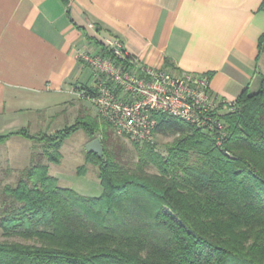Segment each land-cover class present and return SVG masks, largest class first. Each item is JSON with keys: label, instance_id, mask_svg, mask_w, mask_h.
I'll use <instances>...</instances> for the list:
<instances>
[{"label": "trees", "instance_id": "16d2710c", "mask_svg": "<svg viewBox=\"0 0 264 264\" xmlns=\"http://www.w3.org/2000/svg\"><path fill=\"white\" fill-rule=\"evenodd\" d=\"M233 102L214 114L224 134L153 112L155 134L174 139L167 154L157 142H133L134 167L110 157L112 127L88 112L54 133L17 131L43 151L34 150L15 184L0 179V227L32 241H0V264H264V73ZM79 129L101 134L103 155L87 153L98 166L99 196L61 186L49 173Z\"/></svg>", "mask_w": 264, "mask_h": 264}, {"label": "crops", "instance_id": "0c3cea01", "mask_svg": "<svg viewBox=\"0 0 264 264\" xmlns=\"http://www.w3.org/2000/svg\"><path fill=\"white\" fill-rule=\"evenodd\" d=\"M262 3L0 0V136L11 134L0 146L20 145L10 156L18 154L26 167L34 140L17 131L37 133L41 124L50 127L73 114L74 107L79 116L80 107L92 101L83 91L95 82L79 52L99 49L108 35L121 38L131 57L150 66L211 73L213 91L236 100L264 73Z\"/></svg>", "mask_w": 264, "mask_h": 264}, {"label": "built area", "instance_id": "2783aa9c", "mask_svg": "<svg viewBox=\"0 0 264 264\" xmlns=\"http://www.w3.org/2000/svg\"><path fill=\"white\" fill-rule=\"evenodd\" d=\"M103 52L83 50L79 56L93 70L94 86L83 91L118 136L132 142L155 143L153 112L180 117L198 127L223 131L215 112L233 110V101L218 96L208 73L172 70L131 57L118 36L108 35Z\"/></svg>", "mask_w": 264, "mask_h": 264}, {"label": "rangeland", "instance_id": "374dc122", "mask_svg": "<svg viewBox=\"0 0 264 264\" xmlns=\"http://www.w3.org/2000/svg\"><path fill=\"white\" fill-rule=\"evenodd\" d=\"M255 87L256 86H253V89ZM85 103L86 106L84 108L80 107L79 113L84 114L85 112H88L91 115L98 117L95 103L93 101H86ZM75 115H77V107H74L73 114H70L69 112L68 115L64 114L63 116L55 119L50 127L47 124H41L38 128V133H54L53 129L58 130L71 125L76 120L74 117ZM112 130L113 132L111 133L109 142H107L106 145L109 149L110 157L116 161H120L134 167L135 163L139 159V154L134 143L125 137L118 136L113 128ZM97 136L99 138L101 137V134L97 133ZM87 138H90L91 140L94 139L84 129H79L70 134L60 148V162H49V173L58 178L61 186L71 187L83 195L99 196L103 193L104 188L98 177V166L87 160L88 151L86 146L91 141L87 142ZM173 139V135L164 133L157 134L155 139L157 142V150H159L162 154H167L166 144L171 142ZM33 144L34 149H32V154L34 150L37 153L43 151L42 143L34 141ZM14 147L21 148L20 145L12 146V148ZM12 148L8 145H2V147L0 146V179L3 184H15L22 169L25 168L23 165H25L24 163L26 162L23 158L18 157V154L10 156ZM8 149H10L9 152ZM151 171L155 172L156 169L152 168ZM5 240L22 242L32 241L17 235H6L3 228L0 227V241Z\"/></svg>", "mask_w": 264, "mask_h": 264}, {"label": "water", "instance_id": "95a60500", "mask_svg": "<svg viewBox=\"0 0 264 264\" xmlns=\"http://www.w3.org/2000/svg\"><path fill=\"white\" fill-rule=\"evenodd\" d=\"M88 152H94L99 156H102L104 153V147L100 138L92 139L86 146Z\"/></svg>", "mask_w": 264, "mask_h": 264}]
</instances>
